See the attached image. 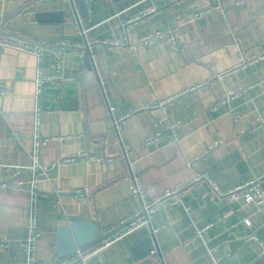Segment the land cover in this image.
<instances>
[{
    "label": "crops",
    "instance_id": "obj_1",
    "mask_svg": "<svg viewBox=\"0 0 264 264\" xmlns=\"http://www.w3.org/2000/svg\"><path fill=\"white\" fill-rule=\"evenodd\" d=\"M1 25L16 45L0 41V264L27 262L17 184L33 178L38 106V264H57L60 227L132 220L133 175L148 204L192 183L74 264H264V205L211 188L264 176V0H0Z\"/></svg>",
    "mask_w": 264,
    "mask_h": 264
},
{
    "label": "built area",
    "instance_id": "obj_2",
    "mask_svg": "<svg viewBox=\"0 0 264 264\" xmlns=\"http://www.w3.org/2000/svg\"><path fill=\"white\" fill-rule=\"evenodd\" d=\"M204 11H194L193 13L189 14L192 16H201ZM140 19L139 15L132 18L129 23H134ZM158 36H161V33H158ZM153 37H149L147 39H144L143 41L139 42V45L145 44L148 41H150ZM18 47L28 50L30 52H34L38 57H41L42 52L44 49L42 48H31L30 45H19ZM134 48L137 47L133 46ZM176 48H178V45L176 44ZM41 108L38 106L35 110V124H34V150L32 152V159H33V166L31 168L33 172V178L29 184L24 182H19L17 184L18 187L24 188L28 191L30 196V206H29V215H28V232L29 236L27 241L23 244V250L26 252L27 255V262L26 264H38L36 260V251H37V242L39 238L44 233L38 228V197H39V191H38V183H39V176L40 174L44 173L41 170L40 166V159H39V149L42 145L46 143V140L42 138L41 136ZM21 173V170L17 169L16 175H19ZM202 177H198L195 181H200ZM192 183V182H191ZM182 186L181 189L176 191H168L166 194L160 198L159 200L148 204L143 201V192L142 187H140L137 183L135 175H133V191L134 196L136 198L141 199L142 205L137 211L135 217L133 218L134 221L131 222L129 225L126 226V229L128 232H131L141 226H144L150 222L151 215L157 210V208L167 201H172L174 198L177 197L178 193L186 188L188 185ZM211 184V183H210ZM211 188L213 189V192L219 196V198L228 203L231 204L233 202L243 201L246 204H257V205H264V176H260L250 182H247L245 184L236 186L234 189L230 190L227 193H220L219 189H217L214 185L211 184ZM84 196L91 197L90 193L85 191L83 192ZM132 219V220H133ZM130 221V220H129ZM247 224H250L248 220H246ZM200 236L203 235V232H198ZM125 235L124 232L117 233L112 235L113 239H106L102 241L101 243L89 248L86 251H78L77 255L73 256L70 259H66L62 261L59 264H74L76 262H84L88 258H90L93 255L98 254L102 249L109 246L114 240L119 239ZM262 247L264 250V243H262Z\"/></svg>",
    "mask_w": 264,
    "mask_h": 264
},
{
    "label": "water",
    "instance_id": "obj_3",
    "mask_svg": "<svg viewBox=\"0 0 264 264\" xmlns=\"http://www.w3.org/2000/svg\"><path fill=\"white\" fill-rule=\"evenodd\" d=\"M10 34H8L4 30V25L0 26V41L6 45H16L13 42L9 41L7 38ZM86 51V59H85V74H89L93 76V81H99V76L94 72V62L92 59V53L87 45L84 49ZM133 220L122 224L119 228L115 229L112 233L107 235H102L98 231V227L96 224H84V223H73L70 226H63L58 228L57 230V242H56V257L59 259L57 264L61 263L66 259H70L73 256L77 255V251L81 252L88 250L89 248L101 243L102 241L108 239L116 232H118L121 228L129 225ZM85 228L90 232L88 236L84 235L83 232ZM86 230V231H87ZM138 264H153V261L150 257H147Z\"/></svg>",
    "mask_w": 264,
    "mask_h": 264
}]
</instances>
